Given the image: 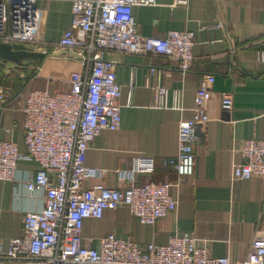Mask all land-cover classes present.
<instances>
[{"label":"crops","instance_id":"1","mask_svg":"<svg viewBox=\"0 0 264 264\" xmlns=\"http://www.w3.org/2000/svg\"><path fill=\"white\" fill-rule=\"evenodd\" d=\"M41 23L37 51L47 52L43 60L25 61L16 69L29 70L26 90L70 91V76L84 70L74 51L59 46L71 26L72 0H40ZM137 31L145 37L163 38L170 31L195 33L194 63L182 74L178 63L160 57L106 53L117 63V82L122 89V123L118 131H103L86 153L85 164L99 175L85 187L102 184L125 191L148 183H172L175 211L156 225L140 224L129 208L105 211L101 219L84 221V244L114 234L142 247L166 245L173 237L190 235L207 243L213 258L245 260L258 234H264V178L233 179L234 165L242 161L241 144L264 139V0H156L154 6L133 8ZM222 24L223 28L216 26ZM10 64V63H8ZM7 66V65H6ZM151 68L159 73L150 78ZM206 75L215 76V93L209 104L210 122L196 147L195 174L178 183V175L163 160L178 154L179 125L194 117V98ZM21 77H24L22 74ZM133 88L131 89V84ZM157 84L168 89L169 109L152 107ZM13 90L0 112V139L26 153L22 102L16 84H2ZM180 93V108L173 109L174 93ZM234 98L233 110L222 109L225 94ZM137 161L142 171L134 174ZM39 166L30 160L18 162L13 181H0L1 247L7 251L12 239L23 235L27 213L44 208L42 193H31L27 183ZM6 264H16L8 262Z\"/></svg>","mask_w":264,"mask_h":264},{"label":"built area","instance_id":"2","mask_svg":"<svg viewBox=\"0 0 264 264\" xmlns=\"http://www.w3.org/2000/svg\"><path fill=\"white\" fill-rule=\"evenodd\" d=\"M38 1L0 0V43L20 44L37 51L41 45L37 37L41 23ZM154 5L156 0H72L71 26L59 46L74 51L84 70L71 74L69 92L28 91L24 84L16 93L24 120L13 128L22 127L26 153L21 154L14 142L0 139V181L15 179L19 161L35 162L39 170L28 181L27 189L43 194L44 208L24 216L23 235L12 239L7 251L2 250L0 235V264H264V234L255 237L247 257L239 263L213 258L207 243L190 235L147 247L114 234L99 238L96 247L84 244V221L101 219L107 210L125 206L140 224L153 226L176 209L172 183H148L125 191L102 184L85 187L90 177L99 175L85 164L92 142L103 131H118L122 123L117 63L104 55L165 58L177 62L182 74H187L194 63V32L170 31L163 38L138 33L133 8ZM216 27L223 28L222 24ZM260 60L264 63V49ZM158 73L151 68L148 77ZM214 84V75L204 76L195 94L193 119L179 125L178 154L163 160L165 167L176 171L178 183L195 174L196 147L210 122ZM153 91L152 107L169 109L168 89L157 84ZM12 95L10 87H0V112ZM221 107L229 113L233 110L231 93L223 96ZM172 108H180L179 91L174 93ZM240 154L242 161L234 165L233 179L264 178V139L244 141ZM141 171L137 161L134 174Z\"/></svg>","mask_w":264,"mask_h":264},{"label":"water","instance_id":"3","mask_svg":"<svg viewBox=\"0 0 264 264\" xmlns=\"http://www.w3.org/2000/svg\"><path fill=\"white\" fill-rule=\"evenodd\" d=\"M45 54L20 44L0 43V61L23 65L25 60H43Z\"/></svg>","mask_w":264,"mask_h":264},{"label":"rangeland","instance_id":"4","mask_svg":"<svg viewBox=\"0 0 264 264\" xmlns=\"http://www.w3.org/2000/svg\"><path fill=\"white\" fill-rule=\"evenodd\" d=\"M41 28V27H40ZM0 72L1 76L4 79V83H12L17 85V79H21L20 75H24V77L29 76V70L27 69H21L18 70L14 65L7 64V66L0 64ZM3 83V84H4Z\"/></svg>","mask_w":264,"mask_h":264},{"label":"trees","instance_id":"5","mask_svg":"<svg viewBox=\"0 0 264 264\" xmlns=\"http://www.w3.org/2000/svg\"><path fill=\"white\" fill-rule=\"evenodd\" d=\"M25 61H29V60H25ZM8 63H10V62H8ZM8 63L0 61V64L4 65V66H6ZM11 64L17 65V64L12 63V62H11ZM23 65H24V63H23ZM23 65H21V66H23ZM17 66H20V65H17ZM0 76H1V72H0ZM27 78L28 77H21V79H17V85H19L22 88L24 85V82H26L28 80ZM3 83H4V79L2 77H0V85H2ZM4 84H8V83H4ZM9 84H12V83L9 82Z\"/></svg>","mask_w":264,"mask_h":264}]
</instances>
